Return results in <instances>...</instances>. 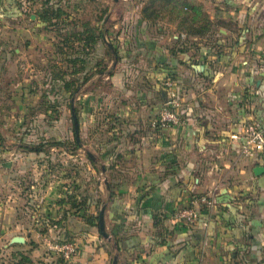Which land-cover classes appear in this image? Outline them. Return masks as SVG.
<instances>
[{
  "label": "crops",
  "instance_id": "obj_1",
  "mask_svg": "<svg viewBox=\"0 0 264 264\" xmlns=\"http://www.w3.org/2000/svg\"><path fill=\"white\" fill-rule=\"evenodd\" d=\"M201 11L212 24L204 37L173 32L163 40L157 29L151 40L139 20V64L128 84L117 81L127 96L126 147L121 160L106 161L120 187L107 198L105 226L119 231V264H264V173L254 174L264 161L242 156L241 140L230 138L251 123L264 130V0H216ZM166 81L181 92L183 122L154 129ZM10 166L0 162V192ZM199 197L210 205L195 204L196 224L177 225L175 211ZM20 200L0 194V216L15 218ZM6 228L0 221V234ZM71 232L74 264H110L94 227L73 220Z\"/></svg>",
  "mask_w": 264,
  "mask_h": 264
},
{
  "label": "rangeland",
  "instance_id": "obj_2",
  "mask_svg": "<svg viewBox=\"0 0 264 264\" xmlns=\"http://www.w3.org/2000/svg\"><path fill=\"white\" fill-rule=\"evenodd\" d=\"M214 1L0 0V162L11 163L0 194L21 199L15 218L0 216L7 227L0 234L1 264H19L22 257L27 264H74L76 252L66 261L58 251L66 244L77 250L73 220L87 225L91 218L88 228L115 246L119 231H108L105 212L113 197L107 198L120 187L119 171L106 161L121 160L126 147L122 104L127 96L117 81L128 84L130 66L139 64L133 43L144 25L139 20L147 23L143 32L151 40L157 29L169 39L173 32L202 26L208 15L201 10ZM56 11V20L42 22V15ZM194 17L191 26L182 21ZM91 33L94 41L101 36L95 44L84 43ZM64 81L70 83L69 93ZM29 148L41 152L29 153ZM205 202L199 197L188 206L203 209ZM101 212L108 239L95 225ZM11 237L25 242L11 244ZM110 255V264L115 257L119 264V251L111 249Z\"/></svg>",
  "mask_w": 264,
  "mask_h": 264
},
{
  "label": "built area",
  "instance_id": "obj_3",
  "mask_svg": "<svg viewBox=\"0 0 264 264\" xmlns=\"http://www.w3.org/2000/svg\"><path fill=\"white\" fill-rule=\"evenodd\" d=\"M164 90L167 92V101L163 102L160 110L152 120V127L168 129L180 125L183 112V100L181 92L171 81L164 83ZM232 140H241L240 153L242 156L251 158L255 155L260 156L264 161V130L257 128L254 124H247L241 134H233ZM210 205V202H205ZM197 209L195 204L181 209L176 215V221L185 223L189 226L197 221ZM62 252L66 261L75 256V248L66 244L58 248Z\"/></svg>",
  "mask_w": 264,
  "mask_h": 264
},
{
  "label": "trees",
  "instance_id": "obj_4",
  "mask_svg": "<svg viewBox=\"0 0 264 264\" xmlns=\"http://www.w3.org/2000/svg\"><path fill=\"white\" fill-rule=\"evenodd\" d=\"M197 11H199V10H197ZM196 11V9H194V13H195V15L197 16L198 15V12ZM200 13V12H199ZM44 16V17H43ZM203 16V15H202ZM41 17H43L42 18V22L44 23V22H48V21H54V20H56V18H58L59 16H58V13H57V11L56 12H51V14L48 16V17H46L45 18V15H42ZM182 21H183V23L184 24H186V25H192V24H194L195 23V21H196V18L194 17L192 20H190V21H188V18H183L182 19ZM202 22H203V24H202V26H199V27H196V28H194L193 27V25L188 29L189 31L188 32H183V31H181V32H179V33H185V34H187L188 36H192V37H204V36H206L210 31H211V26H212V24L209 22V20H208V18H207V16H203V20H202ZM100 36H101V34H99V36L97 37L98 39L100 38ZM66 37V36H65ZM180 37V35L178 36V38ZM94 38H95V36H94V34L93 33H91L90 34V36H87L86 38H84V40H83V42L84 43H88L89 42V44H91V42L92 43H96L97 42V38L95 39V41H94ZM63 42H64V44H68L69 42H68V39L67 38H64L63 39ZM115 54V53H114ZM64 74H62L61 75V79H63V76ZM70 83L69 82H65L64 81V86H63V89L64 90H66L67 91V93H69L68 91L70 90V85H69ZM163 105V104H162ZM74 137H75V135H74ZM75 143L76 144H78L77 142H76V139H75ZM27 152H29V153H40L41 152V150L40 149H38V148H29V150L27 151ZM87 219H89V218H87ZM86 219V222H87V225L89 226V225H91V223H92V220H91V218L89 219V220H87ZM94 220H95V225H97V223H98V218L97 217H95L94 218ZM162 219L160 218V217H158V216H154L153 217V225H154V227H159V226H161V224H162ZM98 227V226H97ZM119 243H120V240H118L117 238H115V240H114V244H115V246L113 247V246H110V248L111 249H114V250H116V251H119L120 249H121V247L119 246ZM76 253H77V250H76ZM21 262L19 263V264H27V263H29V260L27 259V258H23L22 257V259L20 260Z\"/></svg>",
  "mask_w": 264,
  "mask_h": 264
},
{
  "label": "water",
  "instance_id": "obj_5",
  "mask_svg": "<svg viewBox=\"0 0 264 264\" xmlns=\"http://www.w3.org/2000/svg\"><path fill=\"white\" fill-rule=\"evenodd\" d=\"M163 94H164V102L167 101V92L166 90H163ZM71 113H72V121H73V127H74V134H75V139H76V142L79 143V136H78V122H77V118L74 114V111L73 109L71 108ZM264 173V168L262 167H257L255 170H254V174L256 176H259L261 174ZM99 230L101 231V234L104 238L108 239V236L107 234L104 232V229H103V221H102V212L100 213L99 215ZM24 239L23 238H20V237H14L12 238L11 240V244H24ZM112 264H117V258H113V261H112Z\"/></svg>",
  "mask_w": 264,
  "mask_h": 264
}]
</instances>
